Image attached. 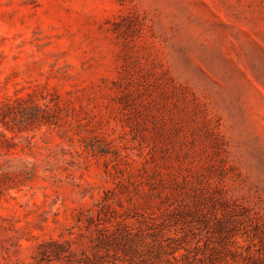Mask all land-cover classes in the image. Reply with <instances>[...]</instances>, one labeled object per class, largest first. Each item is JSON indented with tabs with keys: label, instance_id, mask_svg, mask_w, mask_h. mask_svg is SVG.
I'll list each match as a JSON object with an SVG mask.
<instances>
[{
	"label": "rangeland",
	"instance_id": "1",
	"mask_svg": "<svg viewBox=\"0 0 264 264\" xmlns=\"http://www.w3.org/2000/svg\"><path fill=\"white\" fill-rule=\"evenodd\" d=\"M0 264H264V0H0Z\"/></svg>",
	"mask_w": 264,
	"mask_h": 264
}]
</instances>
